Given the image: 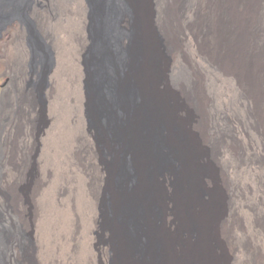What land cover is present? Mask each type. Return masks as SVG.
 I'll return each mask as SVG.
<instances>
[{"label":"bare ground","instance_id":"1","mask_svg":"<svg viewBox=\"0 0 264 264\" xmlns=\"http://www.w3.org/2000/svg\"><path fill=\"white\" fill-rule=\"evenodd\" d=\"M100 1L136 39L116 72L104 49L93 123L89 0L26 8L54 57L32 108L24 25L0 26V194L19 180L22 214L0 197V264H264V0Z\"/></svg>","mask_w":264,"mask_h":264},{"label":"rangeland","instance_id":"2","mask_svg":"<svg viewBox=\"0 0 264 264\" xmlns=\"http://www.w3.org/2000/svg\"><path fill=\"white\" fill-rule=\"evenodd\" d=\"M32 0H0V26L3 22L9 18L16 16L22 24L24 25L25 40L29 48V55L26 59L24 65L25 70V82L23 85V98L22 101L25 105L33 107L38 99L43 98V88L46 84V70L49 69L54 62L53 53L50 52L47 48L44 47L42 41L38 37L33 24L26 18L25 10L28 7ZM91 6V22L89 24V34L92 37V42L87 46L86 52H84V63L88 71L89 79L87 90L91 97V103L89 106V118L92 120L95 119V113L98 110L100 104L101 94L99 91V77L100 71L102 68V53L104 49L108 50L113 56L115 64V72L119 70L121 59L125 58V55L119 50V43L123 38L129 39L131 42L136 37V26L132 24L129 27L122 26V20L124 17H133L130 9H128L123 4H117L114 6L112 14L109 17L110 27L109 30L104 32L103 30V21L100 11V0H89ZM49 6V5H48ZM130 17V18H131ZM133 41V42H134ZM124 51V49H123ZM121 53V54H120ZM123 56V57H122ZM53 57V58H52ZM26 66V68H25ZM9 83L5 85L8 88ZM10 87V86H9ZM19 86L18 79L16 77V100L19 101L18 97ZM99 95V96H98ZM99 99V100H98ZM40 122V117H38L32 110L28 111L25 116L24 126L30 130L37 128ZM107 130V128H106ZM101 136L102 132L97 130ZM101 159L109 163L110 159L107 152L100 144L99 149ZM108 158V159H107ZM109 161V162H108ZM121 166V171L116 172L112 179L114 180L116 187H121L124 185L122 183V173H123V164ZM117 174V175H116ZM121 184V185H120ZM106 185L101 186L97 190V198L100 206L103 211H107L108 202H109V191ZM19 190L20 182L16 181V186L13 185L10 188L4 189L0 194V197H4L6 201L16 209V221H20L22 214L19 206ZM174 194L175 191H171V194ZM168 196V192L165 194ZM176 211H181L177 208ZM99 234V233H98ZM21 235V234H20ZM100 236V235H99ZM21 241L20 247L21 250H24L25 243L22 236H19Z\"/></svg>","mask_w":264,"mask_h":264}]
</instances>
